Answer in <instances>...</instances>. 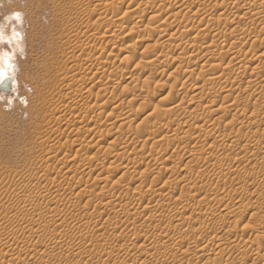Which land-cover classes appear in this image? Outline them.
<instances>
[{
	"label": "rangeland",
	"instance_id": "rangeland-1",
	"mask_svg": "<svg viewBox=\"0 0 264 264\" xmlns=\"http://www.w3.org/2000/svg\"><path fill=\"white\" fill-rule=\"evenodd\" d=\"M101 6L104 7L101 1L94 0H0V69L6 68L12 78L8 90L0 88V194L7 200V208H0L3 218L0 242L7 232V262L4 264H12L15 259L21 262L31 259L35 264H95L97 261L102 264H194L196 259L206 264H263L264 69H260L258 77L248 74L236 82L229 78L212 84L213 76L204 75L201 70L205 62L160 68L159 61L150 56L158 55L162 46L152 47L154 50L149 53L137 44L135 51L132 47L129 49L131 65L120 60L129 50L118 54L116 47L113 52L107 49L110 54H116L114 56H109L105 50V58L115 64L114 70L108 76L98 74L88 88L81 90L85 74L97 71L95 55H91L92 60L87 64L88 49L80 53L71 50L84 46L93 34L101 36L109 27L96 13ZM17 13L20 19L16 18ZM167 16L168 12H164L159 17ZM128 19H125L127 23ZM251 20L245 26L255 27L256 21ZM158 21L154 24L157 27L161 22ZM139 24L134 28L129 25L134 35L141 30L139 33H144V38L148 35L154 39L159 33L157 27L143 31ZM127 30L122 31V41L132 39L133 33ZM262 33L259 37L248 36L245 45L241 41L243 52L256 48L258 54H264V31ZM108 35L103 38L105 43L110 39ZM152 43L145 40L144 44H139ZM173 48H168V52L176 57L179 54ZM138 64L147 68L146 72L138 74ZM122 71L131 72L139 80L123 78L119 86L111 82L118 79ZM191 82L203 85L205 99L196 110V116L206 119L201 122L203 127H225L226 120L248 118L253 114H257V119L253 118L252 122H256L251 124L225 128L223 136L212 143L199 141L197 131L188 130L187 137L195 143L192 148L201 153L185 150L176 177L171 170L150 162L148 152L157 151L165 158L173 156L183 145L181 138L185 133L177 132L179 146L175 147L177 144L171 145L166 129L155 132L148 124L161 122L165 127H175L183 123L193 96L187 95L181 108L173 109L172 102ZM212 91L221 98L218 105L209 108L207 97ZM250 91L256 93V99L237 107L235 101H241ZM128 93L130 112L142 111L139 120L135 118L139 122L113 121L112 118L122 113L116 101ZM226 95H230L226 103L228 111L222 117L209 119L210 111L222 110ZM151 101L157 105L169 103L164 105L169 113L161 112L162 105L153 108ZM74 102L79 105L77 109L73 108ZM74 124L82 128L75 129ZM133 141L137 144L136 150L147 152V157H139L141 166L138 167L134 163L136 150L129 145ZM258 144L262 146L258 148ZM67 145H72L79 153L72 151L67 163L61 160L64 164L58 162L53 166L54 160L65 155ZM108 149L116 159L100 168L103 174L99 178L111 176L106 183H101L105 189H100L99 172L92 170L101 152ZM81 153H85L87 159H83ZM214 162L215 174H199L202 166ZM114 168L118 170L116 175H109L107 172ZM141 177L145 180L139 186L136 179ZM172 188L174 191L170 192ZM105 191L110 193L108 196L114 194L126 200L112 201L103 207L101 205L108 201ZM139 191L145 195V203L136 208L133 203L140 197ZM120 205H129L130 212H139V219L117 217ZM69 206L76 207L77 211H69ZM63 207L66 210H60ZM167 210H175L181 218L164 238L161 237L166 241L163 251L151 249L146 261L136 259L135 253L144 251L132 246L129 240H122V233L145 236L152 231L159 232L167 221ZM27 211L43 216L46 225L38 222L28 227L21 225ZM50 212H58V215ZM150 214L155 216L152 222L147 220ZM59 231L62 235L57 238ZM177 237L186 238L183 247L174 245ZM29 239L34 240L35 246L21 243ZM184 249L188 250L186 256L181 255ZM196 249L201 250V254H197ZM177 257L183 259L176 263Z\"/></svg>",
	"mask_w": 264,
	"mask_h": 264
},
{
	"label": "bare ground",
	"instance_id": "bare-ground-1",
	"mask_svg": "<svg viewBox=\"0 0 264 264\" xmlns=\"http://www.w3.org/2000/svg\"><path fill=\"white\" fill-rule=\"evenodd\" d=\"M94 1H101L102 4H104V7H102L103 6L102 5L100 8H98V12L96 13L100 18L105 20L104 22L109 27H106L107 29L104 31V33L101 36H97L98 34L97 35L93 34L90 41L84 44V46H82L81 48L79 49L77 48L74 50V48L72 47L71 51L73 53L74 52L75 53L84 52V51H87L86 49L89 50V53H87V56L85 58V63L87 64H89V62L92 60L91 55L93 54L95 55L94 64L97 66V71L90 70L87 72V74H85L87 75V77L86 76L84 77L85 79L81 86V90L88 88V86L92 82L95 81L98 74H103L104 76H108L114 70L115 64L113 62L110 63V61H108L107 58H105L106 56L104 55V53H106L105 50L108 49V50H112L113 52V48L116 47V50H118L116 52H118V54L120 53L124 54L123 52H126L131 47H132L131 50L132 49L136 50L135 47H138L137 44L142 45L144 48V51H147L149 53H150V50L153 51L154 49H156L157 47L156 45H160V48L162 46L163 49L157 48L159 50L158 55L156 56L149 55L150 57L154 58V61L155 60L159 61L157 65L160 68L168 67L169 65L171 66L174 65L176 67H183L184 65L191 64V63L195 64L196 62L197 63L205 62L201 66V70L204 72V75L213 76V78L210 81L212 84L219 83L222 79L228 80L229 78H234V81L236 82L243 76L247 77L248 74L252 75L250 77H258L260 74V69H264V54L262 55L260 53L258 54L257 52L259 50L257 51L256 48L249 50L248 52H243V49H242V46L245 45L246 41L249 40L248 36L251 35L253 37L254 36L259 37L261 35L260 33L264 31V9L262 8L264 0H94ZM120 2L123 4L122 6L121 5L118 6ZM125 4L127 5L125 6ZM139 8H141V10L137 11V9ZM164 12L166 14L168 12V16L165 18L163 17L160 18L159 16H161V14ZM126 18L127 19L129 18L128 23L127 21H125ZM123 19L124 21L121 22V20ZM159 19L161 22L159 23L160 25L157 24L159 25L157 27L154 24L156 22H159L158 21ZM250 19H252L253 21L254 20L256 21L255 23L256 25L254 24L255 27L253 28L245 26L246 25L245 23H248ZM142 21H144L145 23H143ZM140 22H142L143 25L139 24ZM131 24L133 28L137 26V24H139L138 26L141 25L144 28V30L141 28L143 31H150L152 29L154 30L157 29V31L159 32L157 33L158 37L154 36V39L153 38L151 39V38H148V35H147V37L144 38V33L140 34L141 30L139 29H138L139 31L136 30L138 32H136L135 34L136 36H135L133 32H132L133 34L131 33V31L134 30L132 29L131 26H129ZM155 27L157 28L155 29ZM127 29H129L130 33L134 35L135 37L131 35L132 39L127 38V40L122 41L123 38L120 37L121 34L123 33L122 31L123 30L125 31ZM191 31H193V33L189 34V32ZM107 34H109L108 36H110V39L106 41L105 43L104 40L106 38L104 37L107 36ZM127 34L129 35L128 32ZM0 35H1V32H0ZM150 37H153V36L151 35ZM145 40H148V42L150 40L153 43L143 45ZM142 42L143 44H139ZM240 42L243 45H241ZM117 43L119 44L116 45ZM238 43H240L239 44L240 46L237 45ZM154 46L156 47L154 48ZM173 46L178 51V54H179L176 57L171 56L168 52L169 51L168 48L170 49ZM152 47L154 48L153 50H152ZM131 50L127 51V54H125L124 57L120 59L121 63H124L125 61V63L127 62L126 64L129 63V65H131L130 63H132L133 61H131L128 55V53L132 52ZM113 54H110L109 56L116 55V54L114 55ZM152 54L154 53L152 52ZM250 62H253V63L257 62V63L251 64ZM138 65L139 66L136 69L138 74L142 72L143 73L146 72L147 68L143 67V65L141 64H138ZM241 68H242V71H241ZM2 71L6 73V75H8L6 68L3 69ZM123 78L124 79L131 78L132 80H139L131 72L124 73L122 71L120 74V77L118 79H114V80L112 79L111 82L115 81L116 83H118V86H119L121 84L119 81ZM205 82H206V79H204V85H205ZM189 94L193 96V99L189 106L190 110L189 111L186 110L185 112V115L183 117V120H184L183 123H179L175 127H172L171 125L165 127L161 122H153L152 124L147 123L150 126V128L155 132H162L163 130L166 129L165 131H168L170 133L168 136H169V141L172 146L174 144H177V141H179L177 137H180V136L179 134H177V132L179 133V131L182 130V132L185 133L181 138V143H183V145L181 146L179 150L174 151L173 156L165 158L163 157L164 156L163 154L157 151L155 153L154 152L150 153L151 151L148 152V155H150L149 156L150 162H152L155 165H159V168H165L166 170H171L172 175L173 176L175 175L176 177H177V171H178V164L181 161V154L185 150H195V148H192L193 144H195L194 141L190 140V137H187L188 130H191V129L196 130L198 134L197 139L199 141L212 143L217 138H220L221 136H223L225 128H232V127H236L241 124H251V122L254 119H257L256 118L257 114H253L248 118L237 117V118L226 120L225 127L209 125L207 128H205L201 124L204 123L206 119L196 116L197 108L201 106V104L203 103L205 99V97L203 96V85H201V82H191L187 86L183 87L175 95L174 101L172 102L173 103L172 108L173 109L181 108L182 101H184L187 98V95ZM129 96H130V93L126 94L124 98H121L118 101H116L117 106L122 110V113L120 116L112 118L113 121H122V122L129 123L130 121L135 120V118L136 119L138 118L139 120L142 114V111L138 112L137 114H133L130 112L131 104L129 101ZM229 97L230 95H226L225 97H223L224 101L221 103L222 110L210 111L209 119H217L218 117L224 116V114L229 109V105H226ZM207 98L209 99V108H213L219 104L221 95L218 94L216 91H212L208 95ZM254 99H256V93L254 91H250L241 101H235L234 104L237 107H242L245 103L252 102ZM74 103H73L74 104L73 108L77 109L79 105L76 102ZM168 104L169 103H164V105H168ZM150 105L154 106L153 108H158L160 105H162L160 106L161 112L165 115L169 113V108L164 107L163 104L157 105L156 103L151 101ZM138 120L137 121L135 120V121L139 122ZM254 122H256V120ZM73 126L76 127V128L74 127L75 129L82 128L78 124H74ZM138 127L139 126H136L135 128H138ZM129 145L130 147H132L133 151L136 150L137 144L134 141L130 143ZM177 146H179V144H177L175 147ZM261 146L262 144L257 145L258 148H260ZM250 149H251L250 145H248L247 150L250 151ZM72 151H75L76 154L79 153V150L74 149L72 145H67L64 150L65 155L62 157L63 159L61 158L56 161L54 160L52 165L56 166L58 162L67 163L69 159V154ZM195 151H196V154L201 153L199 150H195ZM134 153H135L134 163L137 165V167L141 166V163H139V157H145L146 156L145 153L147 152H145L144 149H141V150H136V152ZM83 154L81 156L84 159L87 156L86 154L85 155ZM115 157H116L115 154L111 150L109 149L103 150L100 154V157H99L100 159L96 161L98 163L94 165V169L92 168L93 173L94 171L99 172L101 167L103 168V166H105L106 163L112 162L114 159H116ZM61 160L63 161L60 162ZM187 168L188 167H186V169ZM215 168H216L215 162L208 164L206 166H202L201 169L199 170V174H210L211 172L215 174L214 173ZM87 172H91V170ZM116 172H118V170L114 168V170H111L107 173L109 175H113V174L116 175ZM102 174L103 173L99 172V175H97L98 176L97 182L99 184L103 183L104 181L106 183L107 182L106 180H108L111 177V176L108 177L104 175L105 179H104V176L99 178V176H101ZM81 178L85 179V176ZM144 180L145 179L141 177L139 179H136V182L138 183V185L140 184L139 186H142V184H144ZM82 182H84V180L83 181L81 180V183ZM85 182L87 183V180ZM190 184L194 186L192 182H190ZM100 186H101L100 189L101 188L105 189V187L102 186V184ZM173 191H174V188L170 190V192H173ZM38 193H41V192H38ZM109 194L110 193L105 191V196L108 197V201L106 203L103 202L105 205L103 204L101 206L104 207L108 205L110 202L112 203V201L113 202L119 201V203H121L120 202L121 200H126L125 197L123 196H115L113 192H112L113 195L108 196ZM139 194H140V197L136 199V201L133 203L136 208H138L137 206L142 207L145 203V199H144L145 195L141 191H139ZM114 197H116V199ZM43 198L44 196H42L41 199ZM24 202L26 201L24 200ZM25 206L26 205H24V207ZM54 206L53 208L55 210L56 208ZM101 206L100 205L98 206L99 210ZM0 208L2 210L7 208V200H4L1 194H0ZM64 208L65 207H63L60 210H63ZM75 208L76 207L74 206H69L68 210L69 211L72 210L74 212ZM128 208H129V205H120V208L117 212V217L119 218L133 217L135 220L139 219L140 213L136 211L130 212ZM33 213L28 212L27 214H25V218L23 219L21 225H23L24 227H28L35 222H38L40 225H43V224L46 225L45 224L46 219L43 216L39 214H33ZM57 213L50 212V214L53 216H56L55 214ZM165 214L167 216V221L165 225L159 229V232L158 230L157 232L152 231L151 234H148L145 236H141V235L130 236V235L122 233V236H121L122 240H127V241L129 240L132 246L133 245L139 246L144 251V252H136L134 255L136 259H141L143 261H146V258L148 256L147 253L151 249H159V250L162 249L161 251H163L166 241L162 240L161 237L164 238V235L169 233L170 230L175 226V224L178 221H180V218H181L179 215H177V212L175 210L174 211L167 210ZM220 215H223V214H220ZM147 218H148L147 220L152 222L154 221L155 216L150 214ZM1 220H3L2 217H0V222ZM60 232L61 231H59L58 233ZM61 235H62V232L57 235V238L61 237ZM158 237H160L161 239L159 238L160 240H157ZM250 238H252V236H249V239ZM186 242H187L186 238H181V237H177L173 241L174 245H177L180 247H183L186 244ZM18 243L19 242H16V244ZM21 243L25 244L26 246H35V242L32 239L26 240L25 242H21ZM193 252H194V249L192 250V253ZM196 253L201 254V250L196 249ZM186 254H188V250L184 249V253L181 255L186 256ZM32 259H34V257ZM180 259H183V258L177 257L175 258L174 262L179 263ZM196 260L197 261H194V264H206L205 261L203 260H200V259H196ZM5 262H7V232L5 235L1 236V242H0V264H4ZM34 262L36 261H31V259L30 261L27 260L26 262H21L19 259H15L12 264H35ZM95 264H102V262L97 261L95 262Z\"/></svg>",
	"mask_w": 264,
	"mask_h": 264
},
{
	"label": "snow or ice",
	"instance_id": "snow-or-ice-1",
	"mask_svg": "<svg viewBox=\"0 0 264 264\" xmlns=\"http://www.w3.org/2000/svg\"><path fill=\"white\" fill-rule=\"evenodd\" d=\"M16 18L20 19L19 13L16 14ZM11 79H12L11 77L7 76L6 73L0 70V87L7 86Z\"/></svg>",
	"mask_w": 264,
	"mask_h": 264
},
{
	"label": "water",
	"instance_id": "water-1",
	"mask_svg": "<svg viewBox=\"0 0 264 264\" xmlns=\"http://www.w3.org/2000/svg\"><path fill=\"white\" fill-rule=\"evenodd\" d=\"M11 86V80L9 81L8 85L7 86H4V87H0V88H3L5 90H8Z\"/></svg>",
	"mask_w": 264,
	"mask_h": 264
}]
</instances>
